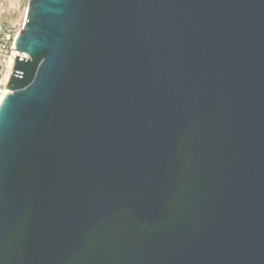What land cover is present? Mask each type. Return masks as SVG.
Listing matches in <instances>:
<instances>
[{
  "label": "water",
  "instance_id": "1",
  "mask_svg": "<svg viewBox=\"0 0 264 264\" xmlns=\"http://www.w3.org/2000/svg\"><path fill=\"white\" fill-rule=\"evenodd\" d=\"M0 101V264H264V0H29Z\"/></svg>",
  "mask_w": 264,
  "mask_h": 264
},
{
  "label": "rangeland",
  "instance_id": "2",
  "mask_svg": "<svg viewBox=\"0 0 264 264\" xmlns=\"http://www.w3.org/2000/svg\"><path fill=\"white\" fill-rule=\"evenodd\" d=\"M28 5L29 0H0V26L2 29L10 31L12 35L16 34L22 25V12ZM0 64L3 63L0 61Z\"/></svg>",
  "mask_w": 264,
  "mask_h": 264
},
{
  "label": "built area",
  "instance_id": "3",
  "mask_svg": "<svg viewBox=\"0 0 264 264\" xmlns=\"http://www.w3.org/2000/svg\"><path fill=\"white\" fill-rule=\"evenodd\" d=\"M22 26H23V24L21 25V28H22ZM14 35H12V33L10 31H4L2 29V27L0 26V61H1V63H3V64H0V66H2L0 68V95L3 93V91L5 89V84L2 82V79H3L4 73H5V63L9 57V55H11L14 51L16 52L14 54L13 61L15 60L16 56H25L26 55L25 53L18 51L15 48V46H13L12 42L14 39Z\"/></svg>",
  "mask_w": 264,
  "mask_h": 264
},
{
  "label": "bare ground",
  "instance_id": "4",
  "mask_svg": "<svg viewBox=\"0 0 264 264\" xmlns=\"http://www.w3.org/2000/svg\"><path fill=\"white\" fill-rule=\"evenodd\" d=\"M27 14H28V7L25 8L24 11L22 12V22H21L22 24H24V22L26 21ZM18 32L14 35V39H13V42H12L13 46H15V39H16V36H17ZM15 53L16 52L14 51L11 55H9V57L6 60V63H5V73H4V76H3V79H2V82L5 84V89H4L3 93L0 95V101L3 98V96L7 92H9V89H8V87H6V85H7L8 81H9L10 74L12 72V68H13V65H14L13 58H14V54Z\"/></svg>",
  "mask_w": 264,
  "mask_h": 264
}]
</instances>
